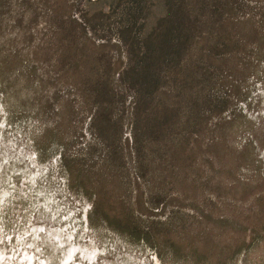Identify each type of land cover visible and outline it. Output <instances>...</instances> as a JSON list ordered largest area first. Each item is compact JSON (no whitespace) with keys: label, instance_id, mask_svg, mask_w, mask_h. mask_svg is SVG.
I'll return each mask as SVG.
<instances>
[{"label":"rangeland","instance_id":"obj_1","mask_svg":"<svg viewBox=\"0 0 264 264\" xmlns=\"http://www.w3.org/2000/svg\"><path fill=\"white\" fill-rule=\"evenodd\" d=\"M0 264H264V0H0Z\"/></svg>","mask_w":264,"mask_h":264},{"label":"trees","instance_id":"obj_2","mask_svg":"<svg viewBox=\"0 0 264 264\" xmlns=\"http://www.w3.org/2000/svg\"><path fill=\"white\" fill-rule=\"evenodd\" d=\"M171 47H173V45H170ZM155 51H157V49H155ZM160 52V57L166 54V50L164 49H159L158 50ZM150 54H151V48L149 47L148 43H145L144 46V54H143V72L146 74L147 69L149 68V60H150ZM159 58V57H158Z\"/></svg>","mask_w":264,"mask_h":264}]
</instances>
